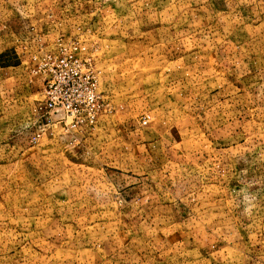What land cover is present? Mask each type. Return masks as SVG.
I'll return each mask as SVG.
<instances>
[{"label":"rangeland","instance_id":"obj_1","mask_svg":"<svg viewBox=\"0 0 264 264\" xmlns=\"http://www.w3.org/2000/svg\"><path fill=\"white\" fill-rule=\"evenodd\" d=\"M59 41L93 126L39 112ZM0 264H264V0H0Z\"/></svg>","mask_w":264,"mask_h":264},{"label":"built area","instance_id":"obj_2","mask_svg":"<svg viewBox=\"0 0 264 264\" xmlns=\"http://www.w3.org/2000/svg\"><path fill=\"white\" fill-rule=\"evenodd\" d=\"M33 61L43 76L42 116H54L63 131L93 126L99 116L100 97L90 50L76 41H59Z\"/></svg>","mask_w":264,"mask_h":264}]
</instances>
